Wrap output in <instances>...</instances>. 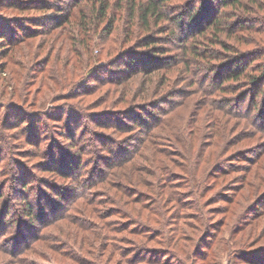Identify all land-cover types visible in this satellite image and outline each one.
Listing matches in <instances>:
<instances>
[{
  "label": "rangeland",
  "instance_id": "1",
  "mask_svg": "<svg viewBox=\"0 0 264 264\" xmlns=\"http://www.w3.org/2000/svg\"><path fill=\"white\" fill-rule=\"evenodd\" d=\"M44 1L51 2L53 7L43 8ZM84 1L81 5H77L73 0H0L1 25H8L7 27L10 28L18 26V23H14L16 19L30 20L38 16L42 20L41 23L30 21L29 27L34 31L26 36L21 34L22 38L9 29L10 37L17 40L14 41L15 43L13 40L0 43V106L4 105L0 110V118L5 114H11L13 108L21 111L22 115L31 112L39 115L38 121L33 118L20 127L10 128L8 133L11 139L23 135L16 140L20 141L14 147L19 151L16 152L15 157L29 172L35 174L33 184L38 187L35 188L38 196L35 195L34 200L40 201L41 205L44 202V199L39 198L41 193H47L51 201L57 200L56 191L62 188L61 185L68 186L69 179H64L56 173L57 171L52 168L53 163L48 162V159L38 158L33 154V145L26 140L29 136L32 135L34 141L41 139V147L50 154L54 151L56 143L59 144L61 151L56 157L61 160L68 155L65 150L70 153L75 152L71 146L73 143L71 139L68 136L63 137L62 134L68 124L70 129H73L75 138L87 143L99 142L98 135L110 137L115 141L114 151L107 150L103 154H110L114 159H120L127 153L119 152L116 147L118 145L124 147L125 142L134 141L133 139L144 129L136 127L131 132L115 131L90 121L96 114L99 121H107L112 118L110 116L115 119L118 114L120 115L118 117H121L119 111L139 109L137 105L147 104L148 101L140 98V93L143 85H147L146 82L152 76L147 72L145 74L140 72L123 80L121 73L119 74L122 67L120 66L119 69L118 64L114 62L124 49L141 51L134 43L139 35L144 34L142 29L137 28L133 38L125 42L124 25L127 12L120 8V5L128 0H111L110 12L118 15L115 31L107 32L105 27L108 22L104 19L100 24L97 23L98 27H91L86 44L78 42L75 37V29L80 33L84 29V24H80V28L78 26L83 20V12H87V6L92 5L91 0ZM190 1L192 0H173L175 5L172 7L176 9L175 12L181 13L185 6L183 4ZM57 16L62 17L61 24L57 27L45 26L47 30L37 28L52 23ZM254 16L252 13L247 15L251 20H255ZM87 18L90 20L92 16L87 15ZM186 23L188 19L182 21L183 25L177 29L174 38L163 34V42L177 47L183 38L195 33L196 26L190 28L188 25L186 28L184 26ZM263 37L256 35L259 41H264ZM177 52H169L166 55L181 59L182 55L176 54ZM143 59H140L141 65L148 64ZM154 66L156 64L152 65V69L156 70L157 67ZM184 66L185 64H181L177 67L167 90L166 86L162 85V81L158 80V74L153 78L154 83H149L154 87V91L151 90L152 94L159 93L150 102L158 104L163 100L161 106H167L166 100L172 101L170 112L163 118V122L155 127V131L163 135H154L141 144L143 146L139 152L144 151L138 153L137 157H141L138 164H132L127 159L123 161L127 164L122 163V167L118 166L115 169L129 174L134 172L133 167H136L141 169L139 173L144 175L150 170L159 174L160 167L165 168L168 165L179 167L176 168L178 171L176 173L180 177L177 181L184 183L183 185L188 183L187 177L198 176L199 180L202 179L206 184L213 186L206 192L204 198H200V203H204L206 214L210 217L209 224L203 229L202 223L196 222L194 217L182 219L181 223L174 224V227L180 228L179 233L187 232L191 238L189 241L180 238L176 244L178 252L173 244L168 247L163 241L146 242L141 236L134 235L131 232L132 228L137 227L134 225L130 226L129 231L122 233L108 231L105 223L112 221L120 224L125 221V218L120 216H106V212L113 208L110 198L117 197L116 190H111L109 187L111 192L106 193L105 198L103 196L96 198L102 201L99 204L97 200H95L96 204H91L92 200L88 194L86 197H74L73 203L60 202L61 207L57 210L51 209L52 206L44 205L45 217L30 223L33 228L28 232L23 230L24 238H19V233H15L16 231L13 234L9 232L10 234L7 233L1 238L0 242L4 244L6 240V243L0 248V264H25L21 261L15 262L14 255L9 249L12 243L28 247H22V256L28 261L27 264H127L128 256L124 255L123 251L136 245L137 241L161 251L163 264H253L250 260H244L243 255L249 259L259 255L262 257L263 254L258 253L264 249V117L260 116L261 112L257 107L253 108L251 96L243 102L234 94L225 96L220 91L218 94L217 92L211 94L210 84L213 83L212 79L216 75L210 72L204 73L199 66H195L193 71L185 72ZM107 76H112L120 82H108ZM168 92L172 94L171 97ZM219 95H223L226 99L222 98V100ZM227 97L232 99L230 104L226 103ZM263 98L264 96L262 101ZM65 101L83 108L85 117L80 121L72 120L69 123L66 115L64 121H59L57 116L62 113L60 107ZM208 102L219 105L221 109L222 105L224 107L219 110ZM260 106L263 111V104ZM123 119L128 123L127 118ZM86 129H91L92 134L86 135ZM179 141L183 142V147L178 143ZM150 143H153V148L148 147ZM129 149L131 152V148ZM247 156L254 157L255 161L240 159ZM95 158L88 154L84 157V161L92 160L93 163L96 161ZM8 162V160L0 161V170L6 171ZM45 162H48V166ZM215 162L218 164L221 162L224 166L232 163L234 166L230 167L226 175L215 174L208 176L207 179L206 171H209ZM43 164L52 170L46 168L41 170ZM96 164L97 162L89 166L93 170ZM139 165L148 166V170L142 169ZM185 165L189 167L188 171H191V174L187 172L189 175L187 177H184V172L180 170ZM98 166L102 171L105 168L102 163ZM70 172H78V167ZM2 174L0 172V191L2 189L7 191L8 195L3 198L4 202H7L11 199L9 194L12 193V188L20 189L21 184L9 180ZM161 180L163 179L159 178L158 182ZM162 182L164 183V180ZM158 189L159 187L156 188ZM168 189L171 188L168 187L166 190ZM220 193H227L234 201L231 203L229 199L218 200ZM14 194L17 196H12L10 201L12 211L19 219L28 220L14 210L15 205H24L20 200L22 196L20 192ZM167 205L165 207L167 212H173L174 202H168ZM127 208L134 215L139 214L134 211L133 206ZM151 215L148 210H143L141 213L143 220L154 225L156 223L150 220ZM215 224L219 226L213 234L212 225ZM3 227L0 226V231ZM35 234H41V239L36 242ZM195 249H198V256L193 260L191 257ZM165 253L167 254L164 255Z\"/></svg>",
  "mask_w": 264,
  "mask_h": 264
},
{
  "label": "trees",
  "instance_id": "2",
  "mask_svg": "<svg viewBox=\"0 0 264 264\" xmlns=\"http://www.w3.org/2000/svg\"><path fill=\"white\" fill-rule=\"evenodd\" d=\"M73 1H76L77 5H81V3L85 2L84 0ZM91 4L92 5L87 4L88 6L86 8L90 13H87L88 11L85 13L83 12V20L78 24L79 28L80 24H84V29L81 33L78 29H75V37L78 39V42L84 44L88 41L87 34L90 32L91 27H98L97 23L100 24L106 19L108 23L105 28L107 32L112 33L115 31L116 20L118 18L117 14L110 12L112 7L111 0H91ZM172 5H175L173 0H128L120 5V8L127 12L125 17L126 24L124 25L125 42L133 38V34L137 28L142 29L144 34L139 35L134 43L135 47L141 51L137 52L136 49H124L114 62L118 64L119 69L120 66L122 67L121 70H117H119V74L121 73L120 75H122L121 77H123V80L132 74L140 72L144 74L147 72L152 76L151 79L146 82L147 85H143L141 89L142 93H140V98L143 99V101H148V103L145 101L147 103L145 104L146 106L144 104L137 105L139 109L119 111L122 115L118 117L120 116L118 114L117 117L115 116V119L113 116H110V118H112L107 121H99L97 114L89 119L91 123L95 122V125L104 128L109 127L115 131L124 130L126 132H131L136 127H143V131L139 133V136L137 135L133 139L134 141L125 142L123 144L124 147L117 144V150L127 153L126 156L120 159H114L110 154L104 155L103 152L105 153L107 150L109 152L114 151L113 143H115V141H112L110 137L105 135H98L97 140L99 142L94 143L78 140L72 133L73 129H70L68 124L62 131V134L63 137L68 136L71 139L73 142L71 146L75 149V152L70 153L65 150L68 155L61 160L56 157L58 152L61 151V146L59 144L55 142L54 151L50 154L49 151L41 147L40 137H38L40 140H35V142L34 137L32 135L29 136L26 140L27 143L33 145V154L38 158L48 159V162L53 163V167H51L55 172L57 171L56 173L64 177V179H69L68 186L61 185L63 189L60 188V190L56 191L57 200L51 201L52 199H50V196L48 197V194L41 190L43 193H39V198L44 199L41 205L40 201L36 202L34 200V196L38 194L37 189H35L38 187L33 184L35 174L29 172L15 157L16 152L19 151L14 149V147L20 141L16 140L22 138L23 135L20 134L18 137L11 139V135L8 133L10 128L20 127L33 118L37 119L39 115L33 112L22 115L21 111L17 108H13L11 114H5L4 117L0 118V161H9L6 164V171L0 170V172L3 173L2 176L21 184L20 189L18 188L15 190V188H12V193L9 195L12 199V196H17L14 192H20L22 195L20 200L24 202V205H13L14 210L28 219H19L17 214L15 215L10 207L11 199L4 202L3 198L8 194L7 191L5 192V190L2 189L0 191V224L4 227L2 231H0V240L5 234H13L15 231V233H19V238H24L22 234L23 230L28 232L33 228L32 225H29L30 223L32 224L33 221H39L41 217H45L46 212L44 210V205L52 206L51 209L57 210L61 207L60 202L73 203L74 197H86L88 194H90V200H92L91 204H96L97 201V204H99L102 203V201L96 198L98 196H103V198H105L104 196L110 193L112 189L116 190L115 196L117 197H109L113 208H110L108 212H106V216H120L121 218H125V221L120 224L112 221L105 223L108 231L112 230L117 233H122L129 231L130 226L134 225L137 226L131 229L134 235L141 236L146 242L158 240L157 242L160 243L163 241L168 247L173 244L176 252H178L176 244L180 238L187 241L191 238L187 232L179 233L180 228L174 227V224L177 222L181 223L182 219L190 217H194L196 222H201L203 229L204 226L209 224L208 219L210 217L206 214L204 203H200V198H204L206 192L213 188V186L208 183L206 184V181L202 179L199 180L198 176L192 178L187 177L189 176L187 172L191 174V171H188L189 167L186 165L183 166L184 168H180V170L184 172V177L188 178V183L186 185L177 181L180 177L178 176L179 174H177L178 171L176 168L179 167H171L168 165L165 168L160 167L159 174L155 173L156 171L153 173L152 170H150V173H144V175H141L139 173L141 169H137L136 167H133L134 172H130L129 174H124L120 170L116 171L115 168L118 166L122 167L123 161L127 159L130 163L132 162V164H138L141 157L137 156L138 153H140L139 149L143 146H141V144L145 143L146 140L150 139L152 136L154 137V135H163L155 131V127L158 123L163 122V118L170 112L172 101L167 99L165 102L167 106H161V103L164 102L163 100L158 104L150 102L151 99L159 93L153 95L151 90H153L154 87L149 83H154L155 80L153 78L158 74V80L162 81V85L166 86L167 90V87H170L171 76H173L177 67L181 64H185L183 67L185 72L193 71L195 70V66H199L204 73L210 72L211 74H215L216 76L212 79L213 83L210 84L209 88L212 90L211 94H214L213 92H217L218 94L219 91L220 93L223 92L225 96L234 94L236 97L239 96L238 98L243 102L251 96L254 103L253 108L257 107L259 112H261L260 116L264 117V114H262L264 113V109L261 111L262 108L260 106L263 104L264 107V100L262 101V97L264 96V41L256 39V35L264 36V0H192L187 4H183L185 6H183L181 13L175 12L176 9H174ZM42 7H46L47 9L53 6L51 2L44 1V3L42 2ZM250 13L255 15V20L248 19L247 15ZM86 14L92 16V19H90L91 21L88 20ZM61 18L62 17L57 16L53 22L50 23L51 26L50 24H44V27L37 28L47 30L48 28L45 26L57 27L61 24ZM186 19H188V23L184 26L186 28L188 25L190 28L196 26L195 33L183 38L182 42L177 47H175V45L172 47L168 43H164L163 34L174 38L177 29L181 28L183 25L182 21ZM30 21H35L36 23L42 22L38 16L36 19L30 18V20L16 19L14 23H18V26L10 28L7 27L8 25L5 26L0 23V43H6L12 40L14 42L17 40L10 37L9 29L19 34L21 38V34L25 36L32 34L34 30L29 27L31 25ZM8 22L12 21L8 20ZM23 30L25 31L22 32ZM246 32H248V34H246ZM262 39L264 40V37ZM173 51H178L176 54L182 55V58L179 59L166 55ZM142 58H144L145 62L148 64L143 63L144 65H141L140 59ZM177 59L179 61H177ZM153 64H156L154 67H157L158 70L152 69ZM107 78L108 82H118V79L112 76H107ZM167 94L170 97L172 96L169 92ZM223 95H219V98L226 99ZM228 98L229 97H227V101H224L230 104L232 99ZM209 104L212 105L211 102ZM213 105L219 110H222L224 107V105H222L221 109L219 105ZM3 106H0V110H2ZM60 109L62 113L57 116L59 121H64L66 115L68 117V122L72 120L80 121L85 117L84 111H82L83 108L67 101L63 103ZM123 118H127L128 123L124 122ZM38 120L39 119H37V121ZM85 127L83 126V128ZM85 131L86 133H84L86 135L92 134L91 129H86ZM10 140H12V142ZM178 143L183 147V142L179 141ZM152 146L154 147L153 143H150L148 147L153 148ZM129 148H131V152H129ZM143 151L144 150H142L141 153H143ZM88 154L94 156V158L96 157L95 162H97V164L93 167V170L90 166L95 162L92 163V160L84 161V157ZM253 158L252 156H247L240 159L253 162L255 161ZM189 159L187 158V160ZM48 162H45L46 166H48ZM101 163L102 166L105 167L103 171L100 166H98ZM219 163L220 164L215 162L209 171H206L207 179L208 176H214L215 174H221L222 176L226 175L230 171V167L234 166L232 163H229L227 166H224L221 162ZM123 164H127V162ZM46 166L43 164L40 167L41 170L42 168L52 170ZM139 166L144 170L148 168V166ZM75 167H78V172H70V170H73ZM155 175L157 176L155 177ZM153 177H155V179ZM246 177L245 175V178ZM159 178H162L164 183L167 184L165 185L162 182L163 180L158 182ZM109 187H111V190ZM158 187L159 191L156 190ZM168 187L171 189L166 190ZM96 188H98V190H96ZM229 197L227 193H220L218 200L229 199L232 203L234 199ZM39 198L37 200H39ZM168 202H174L175 209L171 213H168L165 209ZM135 205H137V207H135ZM128 206H133L134 211L139 214L137 216L134 215V213L130 212L127 208ZM143 210H148V213L152 214L150 220L154 221L156 224L152 225L150 222L143 220L141 216ZM185 224L187 225V223ZM212 226L214 228L212 233L214 234L215 231L218 230L219 225L215 224ZM39 239H41V234H35V242ZM5 241L6 240H4V244L6 243ZM1 244L0 242V248L4 245ZM22 247L26 246H22L19 243H12L9 249L14 255L15 262L21 261L27 264L28 261L22 256ZM194 251L191 257L193 260L198 256V249ZM123 252L124 255L128 256L127 264H140L142 262L148 264L164 263L161 259V251L145 246L142 241H137L136 245H132L130 249L124 250ZM166 254L167 253L164 255ZM258 254L263 255L262 257H260V255L254 258L250 257V259L246 255H243V258L244 260H250L253 264H264V249L259 251Z\"/></svg>",
  "mask_w": 264,
  "mask_h": 264
}]
</instances>
